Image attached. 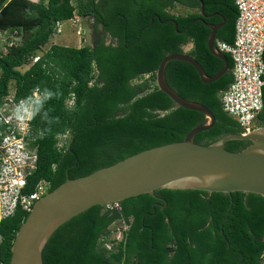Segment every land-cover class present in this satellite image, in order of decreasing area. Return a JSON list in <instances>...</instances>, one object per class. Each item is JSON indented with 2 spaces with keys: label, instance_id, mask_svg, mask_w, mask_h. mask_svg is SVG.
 <instances>
[{
  "label": "trees",
  "instance_id": "16d2710c",
  "mask_svg": "<svg viewBox=\"0 0 264 264\" xmlns=\"http://www.w3.org/2000/svg\"><path fill=\"white\" fill-rule=\"evenodd\" d=\"M202 3L208 16L218 17L170 13L177 4L201 8ZM75 11L94 18L103 30L101 40L81 48L53 44L42 52L56 23L69 20ZM237 18L235 0H0V32L17 30L22 36L6 54L0 51V110L14 84L15 100L29 101L38 92L33 105L43 102L48 113V120L42 119V112L33 116L37 170L24 192L33 193L44 181L50 193L68 179L183 141L205 116L177 106L158 89L159 66L166 56L182 54L192 43L188 55L207 75L215 76L224 62L208 49L207 24L224 23L216 40L232 44ZM227 57L229 72L211 84H204L188 63L171 61L166 67L169 86L186 100L204 104L216 117L212 129L196 136L199 144L243 133L221 103V93L233 81L234 64ZM145 77L150 79L142 80ZM45 89L53 93L46 101ZM257 121L264 128V108ZM41 131L43 138L38 136ZM66 131L72 140L65 152H59L57 136ZM249 144L231 141L226 148L237 152ZM119 206L92 207L61 226L43 250L44 264H262L264 259L261 195L161 189L155 197L145 194ZM29 214L19 206L0 223V264H10L16 235ZM119 222L127 230L109 251L104 245Z\"/></svg>",
  "mask_w": 264,
  "mask_h": 264
},
{
  "label": "water",
  "instance_id": "95a60500",
  "mask_svg": "<svg viewBox=\"0 0 264 264\" xmlns=\"http://www.w3.org/2000/svg\"><path fill=\"white\" fill-rule=\"evenodd\" d=\"M202 15L205 16L203 3ZM173 23L177 29V23ZM207 26L211 29L208 49L224 62L219 73L213 77L207 75L201 64L185 51L166 56L156 73L158 89L177 106L203 114L204 122L193 128L183 141L147 149L90 175L68 179L44 195L16 235L10 264H44L43 250L56 231L95 206L121 203L145 194L155 197V192L161 189L229 195L243 192L264 197V128L247 135L227 134L209 145L199 144L195 138L214 127V113L200 102L186 100L167 82L165 71L171 61L192 65L204 84L214 83L229 72V58L215 45L217 32L224 23ZM188 47L193 48V44ZM231 141L250 144L232 152L226 148Z\"/></svg>",
  "mask_w": 264,
  "mask_h": 264
},
{
  "label": "built area",
  "instance_id": "2783aa9c",
  "mask_svg": "<svg viewBox=\"0 0 264 264\" xmlns=\"http://www.w3.org/2000/svg\"><path fill=\"white\" fill-rule=\"evenodd\" d=\"M235 3L238 18L234 42L228 44L216 41L217 49L228 54L234 64L233 81L220 97L223 110L239 123L242 134L247 135L258 128L255 123L264 108V0H235ZM80 19L75 11L69 20L57 22L53 36L61 34L65 24L75 27ZM77 34L81 36V31H77ZM5 36H9V39L2 49L3 54L7 53L8 48L17 45L22 37L17 30L0 32V37ZM39 59L40 55L31 58V62L36 63ZM39 98L40 95L35 92L32 100H24L28 105L27 110L14 115L15 106L23 99L15 100V91H11L0 110V223L12 217L19 206L23 211L31 212L35 203L48 191V184L43 181L33 193L24 192L29 177L37 170V137L32 125V112L33 102ZM67 106H73V97ZM71 140L70 131L60 133L57 136L58 151L65 152ZM106 208L120 209V206L115 203ZM117 226L113 229L110 241L104 245L109 251L123 240L127 230L123 222Z\"/></svg>",
  "mask_w": 264,
  "mask_h": 264
},
{
  "label": "rangeland",
  "instance_id": "374dc122",
  "mask_svg": "<svg viewBox=\"0 0 264 264\" xmlns=\"http://www.w3.org/2000/svg\"><path fill=\"white\" fill-rule=\"evenodd\" d=\"M33 2H38V0H31ZM45 3H47V0H44ZM76 4V3H74ZM196 10H190L186 9L184 7L176 5L174 9H170V13L173 15H180V16H186L190 13H197ZM80 22L75 27H71L69 24H65L62 29V33L53 36L49 43L42 49V52H46L51 45H62V46H68L73 48H81L83 46H94L96 42L98 41L96 37H93L91 33L93 20L91 17L83 18L80 16ZM77 31H81V36L77 34ZM9 39V36L0 37V51L5 47L6 41ZM96 39V40H95ZM192 48L185 47V52H189ZM29 66H26L25 69H27ZM149 77H145L142 80H149ZM11 90L14 92V84L11 85ZM256 126L258 128L260 127V124L258 121H256ZM117 226V225H116ZM120 226V225H119ZM117 226V227H119Z\"/></svg>",
  "mask_w": 264,
  "mask_h": 264
},
{
  "label": "clouds",
  "instance_id": "9594fccd",
  "mask_svg": "<svg viewBox=\"0 0 264 264\" xmlns=\"http://www.w3.org/2000/svg\"><path fill=\"white\" fill-rule=\"evenodd\" d=\"M53 96V93L47 89L44 90L43 92V98L44 100H48ZM29 100L33 99V97H29ZM33 107H35V105H33ZM28 105L26 103V101L22 100L20 101L14 108L13 113L14 115H16L17 113L23 112L25 110H27ZM42 112V119L44 120H48V113L46 111H43V102L40 103L39 107H35V111L32 112V115L35 116L36 114H40ZM43 131L38 133V136L40 138H43Z\"/></svg>",
  "mask_w": 264,
  "mask_h": 264
},
{
  "label": "flooded vegetation",
  "instance_id": "af4514ba",
  "mask_svg": "<svg viewBox=\"0 0 264 264\" xmlns=\"http://www.w3.org/2000/svg\"><path fill=\"white\" fill-rule=\"evenodd\" d=\"M191 1H193V2H199L200 0H191ZM177 5L178 6H181V7H184L186 9L196 10V11H198L197 13H199L205 19H215L216 17H218L217 14H212V15H209L208 16L206 14V11H205V16H203L202 15V6H201V8H190L187 5H181V4H177ZM91 19L93 20V25H92L91 33H92L93 37H96L97 36L96 39L98 40L97 42H99L101 40L102 35H103V30H102L101 27H96L94 18L91 17ZM210 25H217V24H210ZM106 41H107V43H110L111 42V39L109 37H107L106 38Z\"/></svg>",
  "mask_w": 264,
  "mask_h": 264
},
{
  "label": "crops",
  "instance_id": "0c3cea01",
  "mask_svg": "<svg viewBox=\"0 0 264 264\" xmlns=\"http://www.w3.org/2000/svg\"><path fill=\"white\" fill-rule=\"evenodd\" d=\"M47 2H48V0H47ZM217 41V40H216ZM215 45H216V42H215Z\"/></svg>",
  "mask_w": 264,
  "mask_h": 264
}]
</instances>
